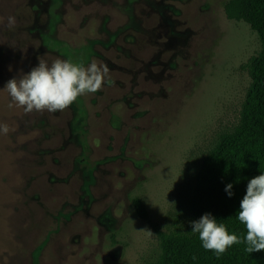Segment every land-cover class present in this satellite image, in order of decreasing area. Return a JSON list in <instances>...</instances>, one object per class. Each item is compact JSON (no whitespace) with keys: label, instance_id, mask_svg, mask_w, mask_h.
<instances>
[{"label":"rangeland","instance_id":"1","mask_svg":"<svg viewBox=\"0 0 264 264\" xmlns=\"http://www.w3.org/2000/svg\"><path fill=\"white\" fill-rule=\"evenodd\" d=\"M226 1L0 0V264H153L158 232L191 226L195 173L238 123L261 49ZM66 48L109 82L63 111L17 107L7 82Z\"/></svg>","mask_w":264,"mask_h":264},{"label":"trees","instance_id":"2","mask_svg":"<svg viewBox=\"0 0 264 264\" xmlns=\"http://www.w3.org/2000/svg\"><path fill=\"white\" fill-rule=\"evenodd\" d=\"M224 11L228 19L245 21L257 32L261 49L242 66L251 81L238 123L232 130L221 133L203 158L195 173L187 210L192 222L211 214L230 234L243 239L246 228L238 220L240 202L249 181L264 174V0H227ZM66 51L71 62L86 64L83 51L68 48ZM78 119H85L83 109ZM81 130L85 137L82 127ZM228 184L233 185L231 197L225 191ZM132 204L140 218L150 221L147 205L141 197H133ZM158 235L160 253L153 264H264V250L249 254L245 250L246 242L231 246L218 257L214 251L203 248L192 226L159 231Z\"/></svg>","mask_w":264,"mask_h":264},{"label":"clouds","instance_id":"3","mask_svg":"<svg viewBox=\"0 0 264 264\" xmlns=\"http://www.w3.org/2000/svg\"><path fill=\"white\" fill-rule=\"evenodd\" d=\"M11 28L15 18L9 17ZM106 65L93 61L88 66L75 64L69 60L56 59L51 65L39 58L37 67L20 79H11L6 87L12 102L26 113L32 111H63L79 97L95 94L109 82ZM7 124H0V132L7 134ZM233 185L225 191L231 197ZM238 220L246 228V236L241 239L230 234L226 226L218 223L211 214H204L198 221L191 222L192 232L199 234L205 250L214 251L219 257L236 244L247 243L246 252L264 250V174L252 178L247 184L246 194L240 202Z\"/></svg>","mask_w":264,"mask_h":264}]
</instances>
